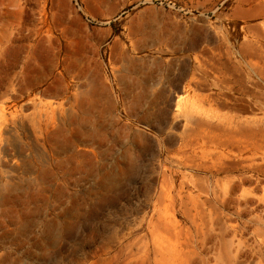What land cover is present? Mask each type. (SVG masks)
I'll list each match as a JSON object with an SVG mask.
<instances>
[{"label":"rangeland","instance_id":"374dc122","mask_svg":"<svg viewBox=\"0 0 264 264\" xmlns=\"http://www.w3.org/2000/svg\"><path fill=\"white\" fill-rule=\"evenodd\" d=\"M0 264H264V0H0Z\"/></svg>","mask_w":264,"mask_h":264}]
</instances>
